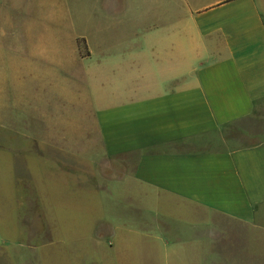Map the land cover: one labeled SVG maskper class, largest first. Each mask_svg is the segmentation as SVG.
Returning a JSON list of instances; mask_svg holds the SVG:
<instances>
[{"label":"crops","instance_id":"1","mask_svg":"<svg viewBox=\"0 0 264 264\" xmlns=\"http://www.w3.org/2000/svg\"><path fill=\"white\" fill-rule=\"evenodd\" d=\"M140 4L0 0V101H8L0 109L20 110L16 127L29 129L34 121L39 132L54 125L73 135L57 143L36 138L52 152L49 158L35 152L36 158L68 180L58 190L76 197L74 174H59L57 149L76 147L75 133L93 123L107 156L136 154L131 182L148 191L145 211L165 202L190 207L193 219L182 225L190 234L177 238L127 229L111 240L91 237L101 245V260L139 249L153 264H264V133L244 146L237 142L248 130L229 128L264 115V0H146L145 12ZM81 25L90 30L79 31ZM13 62L20 92L11 105ZM134 207L130 219L139 221ZM198 210L246 228L243 248L215 250ZM23 218L17 216L21 228ZM54 236L0 247V264H42L46 249L60 250Z\"/></svg>","mask_w":264,"mask_h":264},{"label":"rangeland","instance_id":"2","mask_svg":"<svg viewBox=\"0 0 264 264\" xmlns=\"http://www.w3.org/2000/svg\"><path fill=\"white\" fill-rule=\"evenodd\" d=\"M140 6L145 12L148 7L146 0H141ZM99 21L97 17L96 24ZM78 29L85 33L90 30L88 26L82 25ZM95 36L100 38L99 34ZM78 43L82 46L83 40H79ZM16 55L18 53H13V58ZM14 65L15 62L11 75L13 82L6 85V89L13 95L11 105L18 100L14 96L20 92V85L14 81L16 76L14 70L18 65ZM35 88L33 87V90ZM81 94L84 95V90ZM3 103L8 105V101H0V104ZM0 110L2 119L0 122V247L9 250L22 243L27 245L34 239L46 243L54 239L55 234L56 238L62 241L58 251L61 255H54L53 251L51 253L46 249L41 259L42 264H153L145 254L147 252L139 249L127 254H123L127 250L118 249L111 254L108 253L106 261L101 260L103 258L101 245L88 240L91 237L105 236L111 240L120 229L134 230L141 236L150 235L166 240L172 239L173 236L177 238L190 234V228L187 231L182 226L189 225L193 219L191 213L187 212L190 207L182 206L180 203L171 206L165 202L162 204L164 207L161 205L159 209L148 203L149 207L155 209L154 211L147 212L142 208L148 202L149 194L147 190L131 182L136 154L107 156L93 123L86 126V131L75 133L76 147L57 149L60 176L68 177L67 174H74L77 188L76 197H73L71 193L57 189V183L64 185L68 180L59 179L56 176L57 171L52 170L51 165L45 162L42 156L36 158L37 153H35L42 152L45 158H49L52 153H49L48 148L42 150L36 138L57 143L58 140H67L73 135L67 136L68 133L65 131L58 133L54 125V128L50 125L49 129L39 132L34 121H30L29 129L16 127L20 125L17 120L23 121L20 110L13 106L12 108L2 106ZM254 122L229 127L235 128L236 131L248 130L249 134L238 140V145L247 146L260 140L264 133V115L257 114ZM53 150L56 152L55 148ZM89 187L93 192L90 197L81 194L84 192L81 191L82 189ZM41 200H47L48 203L45 202V206H42ZM133 205L138 209V212L133 209L132 211L135 215L139 214V221L130 219V209ZM195 213L198 219L203 221L204 237L213 239L215 250L235 253L243 248L246 228H239L225 218L212 215L205 210H198ZM19 215L28 217L23 228L21 221H18L17 226ZM175 223L178 226H175ZM211 246L210 243L205 244V247H208L205 252H210ZM205 261L210 264V260ZM27 264H31L30 261Z\"/></svg>","mask_w":264,"mask_h":264}]
</instances>
